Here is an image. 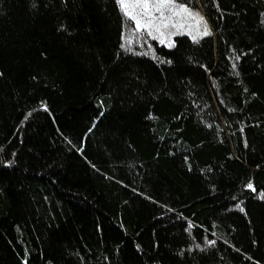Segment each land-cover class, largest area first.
Returning a JSON list of instances; mask_svg holds the SVG:
<instances>
[{
    "label": "trees",
    "instance_id": "1",
    "mask_svg": "<svg viewBox=\"0 0 264 264\" xmlns=\"http://www.w3.org/2000/svg\"><path fill=\"white\" fill-rule=\"evenodd\" d=\"M177 3L0 0V264H264V0Z\"/></svg>",
    "mask_w": 264,
    "mask_h": 264
},
{
    "label": "snow or ice",
    "instance_id": "2",
    "mask_svg": "<svg viewBox=\"0 0 264 264\" xmlns=\"http://www.w3.org/2000/svg\"><path fill=\"white\" fill-rule=\"evenodd\" d=\"M118 2L122 11H124V14L134 22L135 29L137 31H147L148 35L152 36L153 39L156 38L153 36V29L159 33L160 37H164L165 33L161 31V28H168L169 26L178 29L183 28V23L177 25L173 21V16H180L182 13H185L188 17L195 19L197 28H199L201 23L203 24V31H198V35L200 37L211 35V31L204 17L198 12H193L186 4L177 3V0H118ZM129 8H131V11H129ZM137 8L140 9L139 12L136 11ZM166 10L172 13V15L166 16ZM155 13H159V16L155 15ZM178 34L183 33L177 31L170 33V36ZM189 34H191V32H189ZM192 39L193 41H196L197 35H192ZM130 43L131 40H128L126 45L123 46L127 47ZM160 43H165V39H160ZM167 46L170 48L174 46V43L170 38L168 39ZM248 187L255 191L251 183L248 184ZM211 243H214V241Z\"/></svg>",
    "mask_w": 264,
    "mask_h": 264
},
{
    "label": "rangeland",
    "instance_id": "3",
    "mask_svg": "<svg viewBox=\"0 0 264 264\" xmlns=\"http://www.w3.org/2000/svg\"><path fill=\"white\" fill-rule=\"evenodd\" d=\"M189 8V7H188ZM191 9V8H189ZM193 12H198L196 10H193L191 9ZM129 11H131V8H129ZM137 12L140 11L139 8L136 9ZM199 13V12H198ZM155 15L159 16V13H155ZM165 15H172V13L168 12L167 10L165 11ZM173 21L179 25L181 23L184 24V27L183 28H175V27H171L169 26L168 28H161V31H163L165 33V36L164 37H160L159 36V33L155 31V29H153V31L156 32L157 36L159 37V40L160 39H165V43L167 44L168 43V39L170 38L171 40L174 39V36H170V33H173V32H186L189 34V32L192 33V35H195V33L198 35V31H203V24L201 23L199 25V28H197V24H196V20L195 19H192L191 17H188L187 14L185 13H182L180 16H173ZM195 32V33H193Z\"/></svg>",
    "mask_w": 264,
    "mask_h": 264
}]
</instances>
